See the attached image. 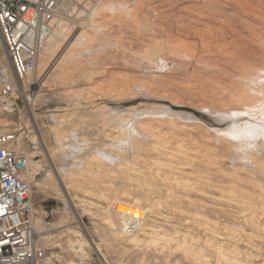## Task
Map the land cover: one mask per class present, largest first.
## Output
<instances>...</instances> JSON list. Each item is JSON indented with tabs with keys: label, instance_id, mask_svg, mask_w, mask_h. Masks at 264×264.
<instances>
[{
	"label": "bare ground",
	"instance_id": "6f19581e",
	"mask_svg": "<svg viewBox=\"0 0 264 264\" xmlns=\"http://www.w3.org/2000/svg\"><path fill=\"white\" fill-rule=\"evenodd\" d=\"M65 1L61 0L60 9L69 19L56 23L44 44L38 77L45 68L61 64L78 68L91 62L96 45L98 51L105 50L110 44L99 36L105 35L101 31L107 25L100 21L107 14L109 21L117 18L134 24L136 35L147 34L141 42V59L162 67L169 66L165 61L169 59L171 68L194 74L200 84L197 88L207 98L198 109L214 116L215 122L227 124L209 129L192 113L145 104V116L138 119L118 118L115 126L110 125L113 120H103L106 125L91 133L96 139L90 147L88 137L81 135L80 120H71L78 112L51 115L50 130L58 151L45 150L57 177V183H52L55 191L78 219L82 218L79 206L83 214L97 217L101 224L99 243L83 227L72 235L80 239L66 240L67 248L81 259H88L86 251L92 250L102 264H130V260L135 264H264V0H185L198 12L195 21L186 23L179 21L180 11L166 4L180 0ZM141 10L145 19L138 21ZM150 18L163 20V25H152ZM4 72L9 73L7 68ZM190 86L179 90L188 94ZM119 94L117 98L128 96ZM32 100L26 95L25 107ZM64 100L79 105L76 95ZM3 104L6 111L13 109L12 102ZM126 109L136 111L133 106ZM112 110L98 108L108 116ZM26 111L40 136L35 113L27 107ZM160 114L182 118L185 123ZM16 142L22 150L21 138ZM29 165L33 176L39 167L33 162ZM213 190L219 201L207 207L203 196L214 197ZM185 204L194 207L193 213ZM200 210L204 216L209 213L206 221L189 215L198 217ZM120 213L139 219L140 226L126 233ZM33 220L39 241L61 248L46 235L48 227L42 219ZM50 262L47 258L43 264Z\"/></svg>",
	"mask_w": 264,
	"mask_h": 264
},
{
	"label": "rangeland",
	"instance_id": "374dc122",
	"mask_svg": "<svg viewBox=\"0 0 264 264\" xmlns=\"http://www.w3.org/2000/svg\"><path fill=\"white\" fill-rule=\"evenodd\" d=\"M67 1L69 0H66L65 3ZM76 1L79 0H74V2ZM104 1L108 2L110 0ZM117 1L119 0H115V2ZM125 1L127 2L129 0H120L121 3H125ZM133 1L135 2L137 0ZM69 3L67 4L69 5ZM166 4L167 7L171 6L172 11H180V22L181 19H183L182 23H186L187 21H195L198 12L185 0H180V2H172L171 5H169L168 3ZM76 6L78 7L79 5ZM141 11L142 12H137L138 21H142L143 19H145L143 16V10ZM108 16L109 15L105 14L104 20L100 21L107 26L101 31V34L105 33L104 37L103 35L99 36V39L108 41L110 45L102 51H98L97 45H93L94 48L92 50L94 51V54L91 62H84V64L81 63L82 66L80 65L81 67L78 66V68H72L68 64H61L59 65L60 68L59 66H57L56 68H51L50 70L48 68H45L41 76H37L40 81V83L38 81L40 91L35 95V97L31 98L33 100L30 101L26 107L28 109H32L33 113H35V126L38 129L40 136H37L36 130L34 129L33 125L31 126L30 117L28 115V112L26 111L24 103L20 105V107L16 106L14 112H5L3 113V115H0V123H9L7 127H2L0 125V134L10 132L16 133V136L18 138H21V149L29 157L30 162L37 163L39 167L36 173L30 177L32 188L30 202L32 206L31 208L33 218L35 219L37 217L42 219L43 223L48 227L45 232L46 235L53 237V241H57V244H60L61 247L53 248L51 245H45L42 242H39L40 244L45 245V248L47 249L46 259H51V262L49 264H70V262H73L74 264H102L97 255L92 250L87 249L86 251L88 259H81L79 256H75V254H73L65 244L67 239H71L72 241L80 239L79 237L73 236H75L76 231L82 232L83 227L86 228L90 237L95 242L99 243L98 226H100L101 224L97 217L91 216L90 218V215L83 214L82 209L79 206L78 213L82 214V218L78 219L75 211L69 209V207L62 200L63 198H60L59 194L55 191L54 186H56V184L54 185L52 183H57V177L54 174L53 165L47 155V151L45 150L46 148L50 150L53 149V151H58L56 149V145L54 144L55 142L53 139V134L50 130L53 125L52 120L49 118L51 115L61 116L63 114H74L78 112L80 114L78 116L79 118L75 117V119L73 118L71 120H80V128L84 130H82L83 132L81 131V135L83 137H88L87 141L89 142V145H92L93 142H95L94 140L96 139V135L91 136L92 131H96V128L98 129L102 124L107 123L104 122L105 120H113L111 121L110 125L115 126V124L117 123V121L115 122V120H117L118 118L131 119L133 117V119H138L145 116L144 107L149 106L150 104L165 105L180 113H192L196 117H198L201 122H203L204 126L209 129H222L227 126L226 123L219 124L215 122V117L211 116L205 110L198 109V106L199 104H201V102H207V98H205L204 94L197 88L200 86V84H198V82L193 77L194 74H192L190 71L184 72V69L181 68V71H179L180 69L178 70L175 68L174 71V69L171 68L172 62L169 59H165L169 66H163L164 68L162 67V65H155L154 63L150 62V60H146L143 58L141 59L140 53L143 51V49L141 48L143 44H141V42L145 41V39L147 38V34L144 32L140 35H136L134 32L136 28L134 24L124 19H121L122 21L118 20L117 18V20L110 19L109 21ZM64 19L68 20L69 18L65 17ZM149 21L152 25H158L159 23L163 25L164 22L163 20H161V22H158V20L153 18H150ZM76 30L77 28L76 26H74L73 33ZM95 48L97 52H95ZM167 68L169 69V72L167 71ZM187 74H189V80L185 79L187 77ZM191 74L192 77H190ZM203 79L207 81L206 78ZM192 82H194L195 86ZM183 84L189 86L191 85L188 94L187 92H180L179 89L184 86ZM192 86H194L195 89ZM208 86L209 85L207 84L204 85V87L206 88ZM142 88H145L148 91H146L145 89L143 90ZM159 89L163 90L165 94ZM121 91L128 93V96L126 95L123 96V98H117V96L120 95L119 93H122ZM149 91L152 92V94L154 93V95L156 94L157 96L151 95V93L149 94ZM160 92L164 95H162ZM191 94L194 97H192ZM64 95L68 96L70 100H73L75 95L78 96L80 106H75L76 101H73L71 105L69 102H65L64 99L66 96ZM158 96H164L165 99ZM174 103H176L177 105ZM191 104L194 106H192ZM103 106H108L111 108V110L113 109L112 115L108 116L99 113L98 108H101ZM132 106L136 108V111H133L131 113L130 111H127L126 108H130ZM147 110L148 109H146V112H148ZM141 112L143 113L141 114ZM101 115L103 116L101 117ZM165 115L167 116V114ZM165 115L163 114V116L165 117L164 119L174 120L173 118L175 116L169 115L168 118ZM163 116L161 115V117ZM94 120H98L99 122L97 121L96 123L94 122ZM178 120L179 118L176 119V121ZM183 120L184 119L180 118L178 123H185ZM88 121H91V123H89ZM41 136L42 138H40ZM31 139L33 140V143L31 142ZM91 145L90 147L93 146ZM31 167L32 166H30L29 169L30 173H32ZM118 182L116 180L117 184ZM213 191L215 192V198L213 197V195L211 196V198H209L210 194L207 196H203L204 201H206L205 205L207 207H212L214 203L219 201L216 197L218 192H216V190ZM90 197L94 198L93 196H89V198ZM185 205L189 207L188 210L190 212L194 210V207H192V205ZM200 211L201 213L198 214V217L197 215L193 216V212L191 214H188L192 217H195L198 221H206L207 217L209 216L208 215L206 217V215L209 213L204 216L203 210ZM91 212L94 211L91 210ZM181 219L184 218H180V220ZM111 256L112 255H109V258H111ZM129 263L135 264L134 262L132 263L131 260L129 261ZM158 264L166 263L162 261L160 263V261H158Z\"/></svg>",
	"mask_w": 264,
	"mask_h": 264
},
{
	"label": "built area",
	"instance_id": "2783aa9c",
	"mask_svg": "<svg viewBox=\"0 0 264 264\" xmlns=\"http://www.w3.org/2000/svg\"><path fill=\"white\" fill-rule=\"evenodd\" d=\"M60 7L61 0H0V115L8 113L5 101L13 103L9 113L14 112L26 95L40 91V53L65 18ZM17 138L14 132L0 134V264H43L47 249L33 227L30 160ZM119 216L126 233L140 226L137 218Z\"/></svg>",
	"mask_w": 264,
	"mask_h": 264
}]
</instances>
